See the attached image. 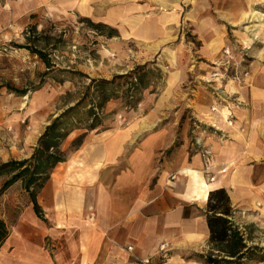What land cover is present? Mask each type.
Returning a JSON list of instances; mask_svg holds the SVG:
<instances>
[{"label": "crops", "instance_id": "obj_1", "mask_svg": "<svg viewBox=\"0 0 264 264\" xmlns=\"http://www.w3.org/2000/svg\"><path fill=\"white\" fill-rule=\"evenodd\" d=\"M182 1L0 0V31L14 11L23 16L45 9L112 27L123 40L154 42L181 20L178 12L158 14L157 5ZM198 28L207 43L221 34L211 19ZM255 44L233 59L235 74L221 100L197 91L183 106L158 109L146 127L86 136L37 195L40 217L16 199L21 183L10 186L0 195L2 218L10 226L0 264H134L143 258L151 264H205L206 202L218 189L228 194L233 222L245 238L247 224L264 223V32ZM194 118L200 124L191 123ZM5 128L0 164L28 160L40 133L29 138L24 132L17 141L20 126L8 139ZM6 179L0 176V187ZM201 183L206 197L196 190Z\"/></svg>", "mask_w": 264, "mask_h": 264}, {"label": "rangeland", "instance_id": "obj_2", "mask_svg": "<svg viewBox=\"0 0 264 264\" xmlns=\"http://www.w3.org/2000/svg\"><path fill=\"white\" fill-rule=\"evenodd\" d=\"M157 6L158 14L178 12L181 20L176 28H164L158 41L145 43L120 39L109 26L95 29L91 24L96 23L76 14L42 9L22 16L14 11L0 31V127H6L5 138L14 137L17 125L15 140L24 132L40 137L61 117L59 133L66 139L60 149L66 159L86 136L122 126L146 127L158 109L183 106L194 92L221 100L235 74L233 59L262 39L264 0H184ZM247 9L262 21L242 23ZM210 19L221 34L207 43L198 27ZM108 29L117 35L109 38ZM215 68L219 78L213 77ZM191 123L200 124L195 118ZM20 195L16 199L22 202ZM246 233L247 246L257 249L243 263H264V223L247 224Z\"/></svg>", "mask_w": 264, "mask_h": 264}, {"label": "trees", "instance_id": "obj_3", "mask_svg": "<svg viewBox=\"0 0 264 264\" xmlns=\"http://www.w3.org/2000/svg\"><path fill=\"white\" fill-rule=\"evenodd\" d=\"M95 29H107L102 24H91ZM108 37H115L116 31L108 29ZM42 58V54L34 52ZM106 83V82H105ZM16 92V91H13ZM56 118L39 137L37 146L28 160L9 161L0 164V176L7 179L0 187L3 194L15 182L21 183V204H31L34 212L40 217L37 195L49 179L52 170L65 161V153L60 149L66 136L59 133V120ZM80 145V144H79ZM78 145V146H79ZM77 145L74 147L76 148ZM235 210L230 204L228 194L223 189L209 192L206 202V223L210 234L209 251L204 257L205 264H244L256 247H248L249 239L234 224ZM9 224L2 218L0 211V248L10 234Z\"/></svg>", "mask_w": 264, "mask_h": 264}, {"label": "bare ground", "instance_id": "obj_4", "mask_svg": "<svg viewBox=\"0 0 264 264\" xmlns=\"http://www.w3.org/2000/svg\"><path fill=\"white\" fill-rule=\"evenodd\" d=\"M253 20L262 21V17L256 11H254L252 9H247L244 12V14H243L242 23H245V24L251 23ZM245 32H246V29H245ZM249 41H247L246 44H248ZM196 190L199 193H201L203 197H206V195H207V187L203 183H201L200 185H197L196 186Z\"/></svg>", "mask_w": 264, "mask_h": 264}, {"label": "built area", "instance_id": "obj_5", "mask_svg": "<svg viewBox=\"0 0 264 264\" xmlns=\"http://www.w3.org/2000/svg\"><path fill=\"white\" fill-rule=\"evenodd\" d=\"M223 54L225 55V56H228L229 55V50H228V48L227 49H225V50H223ZM228 63V62H227ZM215 70H217L214 74H213V77L214 78H219V72H218V70H220V69H216L215 68ZM218 73V74H217ZM215 110H216V108H215V106H213L212 105V107L210 108V112H212V113H215ZM227 121H228V123H231V120L230 119H227ZM171 180H173V178H171ZM210 182H213L214 181V178H210V180H209ZM165 249H164V247L163 246H161L160 247V249H159V251L160 252H163ZM126 252H128V253H132L133 252V249H132V247H127L126 248ZM134 264H151V259L150 258H143V259H138V260H135L134 261Z\"/></svg>", "mask_w": 264, "mask_h": 264}]
</instances>
